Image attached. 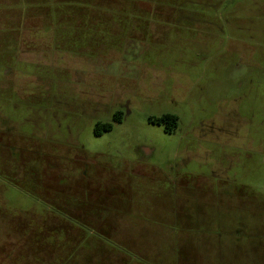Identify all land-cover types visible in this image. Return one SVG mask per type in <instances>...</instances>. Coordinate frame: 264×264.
<instances>
[{
  "label": "rangeland",
  "instance_id": "rangeland-1",
  "mask_svg": "<svg viewBox=\"0 0 264 264\" xmlns=\"http://www.w3.org/2000/svg\"><path fill=\"white\" fill-rule=\"evenodd\" d=\"M0 264H264V0H0Z\"/></svg>",
  "mask_w": 264,
  "mask_h": 264
},
{
  "label": "trees",
  "instance_id": "trees-1",
  "mask_svg": "<svg viewBox=\"0 0 264 264\" xmlns=\"http://www.w3.org/2000/svg\"><path fill=\"white\" fill-rule=\"evenodd\" d=\"M113 120H114L113 122H119L121 120L120 113L114 115L113 116ZM177 121L178 120H177V117L176 116L169 115V114H165V115H162L161 117L153 120L152 122L154 124H157V125H159V124L164 125V128H165L164 130L166 132H171V131H173V130L176 129V127H177ZM111 127H112V124H105V125H103V127L97 125L95 127V129H94V133L96 135H98L100 133V128H103V130H105V131H109L111 129Z\"/></svg>",
  "mask_w": 264,
  "mask_h": 264
}]
</instances>
